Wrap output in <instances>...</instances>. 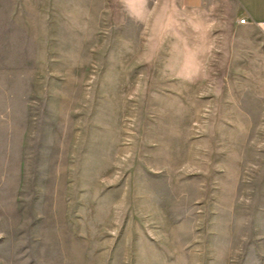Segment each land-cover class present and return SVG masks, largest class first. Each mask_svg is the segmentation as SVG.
<instances>
[{"label":"rangeland","instance_id":"rangeland-1","mask_svg":"<svg viewBox=\"0 0 264 264\" xmlns=\"http://www.w3.org/2000/svg\"><path fill=\"white\" fill-rule=\"evenodd\" d=\"M0 264H264L263 29L0 0Z\"/></svg>","mask_w":264,"mask_h":264},{"label":"crops","instance_id":"crops-1","mask_svg":"<svg viewBox=\"0 0 264 264\" xmlns=\"http://www.w3.org/2000/svg\"><path fill=\"white\" fill-rule=\"evenodd\" d=\"M182 8L190 11L206 10L209 7L219 11L222 7L232 15V21L241 27L262 28L264 31V0H179ZM229 3L233 9L229 8ZM246 18L245 23H240Z\"/></svg>","mask_w":264,"mask_h":264},{"label":"built area","instance_id":"built-area-1","mask_svg":"<svg viewBox=\"0 0 264 264\" xmlns=\"http://www.w3.org/2000/svg\"><path fill=\"white\" fill-rule=\"evenodd\" d=\"M245 22H246V18H242V19L240 20V23H245ZM261 25L263 26L264 23H262Z\"/></svg>","mask_w":264,"mask_h":264}]
</instances>
